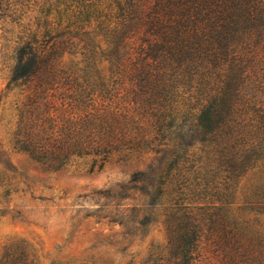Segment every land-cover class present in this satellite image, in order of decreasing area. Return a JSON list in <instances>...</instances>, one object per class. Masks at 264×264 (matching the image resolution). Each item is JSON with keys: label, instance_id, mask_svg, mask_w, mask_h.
Masks as SVG:
<instances>
[{"label": "rangeland", "instance_id": "obj_1", "mask_svg": "<svg viewBox=\"0 0 264 264\" xmlns=\"http://www.w3.org/2000/svg\"><path fill=\"white\" fill-rule=\"evenodd\" d=\"M8 4L7 16L0 19V260L7 247L22 242L34 254V264H179L173 241L191 221L201 240L197 264H228L235 235L242 242L264 237V214L245 202L264 173L245 177L224 200L218 189L221 180L213 177L212 157L200 147H190L188 163L164 174V193L149 205L150 197L135 188L145 183L131 179L160 164L163 152L151 148L163 149L164 140H157L156 132L127 103L102 97L99 73H110L96 48L106 44L102 36L94 37L95 17L86 20L74 0ZM61 31L50 43L63 42L55 65L38 103L30 104L36 79L8 88L15 49L34 32L50 40ZM86 32L90 35L83 36ZM47 93L55 98L48 112ZM105 114L124 118L115 125V137L107 133L103 139L111 142V152L99 171L88 172L90 157L75 155L66 168L48 170L21 149L26 136L34 139L37 134L53 144L74 135L98 138ZM118 130L122 133L117 136ZM65 153L52 149L47 154ZM145 215L150 221L141 226Z\"/></svg>", "mask_w": 264, "mask_h": 264}, {"label": "trees", "instance_id": "obj_2", "mask_svg": "<svg viewBox=\"0 0 264 264\" xmlns=\"http://www.w3.org/2000/svg\"><path fill=\"white\" fill-rule=\"evenodd\" d=\"M74 1L86 20L95 17L94 37L102 36L106 44L105 48L96 46L110 73H99L102 97L115 96L127 103L133 115L156 132V139L164 140L160 142L163 149L148 142L153 151L163 152L160 164L131 179L145 183L135 188L150 197L149 205L156 204L164 193V174L188 163L185 155L190 147H200L212 157L213 177L221 180L218 189L224 200L245 177L264 173V0ZM8 5V0H0V19L7 16ZM63 34L55 33L46 40L34 32L15 49L8 88L21 80L36 79L28 97L30 104L38 103L62 47L58 39L50 46L51 40ZM44 97L48 112L55 98L48 93ZM120 118L124 116L103 115L98 138L74 135L70 141L53 144L49 137L38 138L37 134L34 142L26 136L21 149L48 170L66 168L75 155L90 157L88 172L99 171L111 152V142L103 139L107 133L115 137ZM121 133L118 130L116 135ZM52 149L66 153L50 156L47 153ZM258 181L245 202L264 214V176ZM149 221L150 216L145 215L139 223L146 226ZM187 225L173 246L179 264H197L199 228L191 221ZM234 237L228 264H264L262 235L246 242ZM34 263V254L22 242L7 247L0 260V264Z\"/></svg>", "mask_w": 264, "mask_h": 264}]
</instances>
